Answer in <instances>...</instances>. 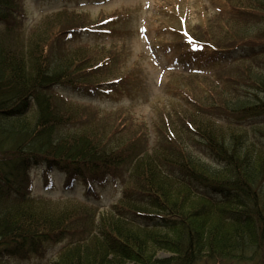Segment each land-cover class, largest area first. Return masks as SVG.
<instances>
[{
	"label": "trees",
	"instance_id": "trees-1",
	"mask_svg": "<svg viewBox=\"0 0 264 264\" xmlns=\"http://www.w3.org/2000/svg\"><path fill=\"white\" fill-rule=\"evenodd\" d=\"M250 4L256 18L242 17L251 23L245 27L198 29L203 40L189 32L199 46L187 48V58L235 73H203L205 89H187L181 107L157 108L152 147L149 128L133 114L121 110L100 127L95 113L87 115L91 107L56 91L66 85L110 95L122 88L127 76L114 77L112 58L74 45L84 31L112 32L113 20L91 22L64 9L31 31L21 0H0V264L264 256V0ZM237 49L244 52L234 56ZM193 68L190 74L202 73ZM39 168L47 188L58 168L64 188L80 183L88 198L34 196L31 172ZM110 180L120 182L121 196L103 205ZM48 243L59 246L52 255Z\"/></svg>",
	"mask_w": 264,
	"mask_h": 264
},
{
	"label": "rangeland",
	"instance_id": "rangeland-1",
	"mask_svg": "<svg viewBox=\"0 0 264 264\" xmlns=\"http://www.w3.org/2000/svg\"><path fill=\"white\" fill-rule=\"evenodd\" d=\"M250 1L21 0V4L22 12L25 13L23 21L27 23V29L33 31L42 20L48 19V15L64 9L75 14L88 15L91 22L100 17H114V21L110 24L112 32H83L79 44L95 49V57L98 59L106 56L112 58L111 70L115 71L114 77L127 76L124 87L122 86L117 92L113 91L110 95L75 91L68 86H60L59 89L62 93L65 92V95L72 97L75 102L88 105L95 110L85 113L89 116L95 113L97 121L94 123L100 127H103L106 121L114 123V117L121 110H125L128 116L133 114L135 123H140L143 128L147 125L149 128V143L153 147L157 133L151 126L152 120L155 121L159 117L157 108L164 111L175 104L181 107V102L187 99V89L193 88L197 93L201 91L200 89H205L210 80L208 77L206 80L202 76L203 73L211 74L213 78L215 75L224 78L235 73L217 71L221 65L215 62L206 64L204 59L196 61L187 58V48L196 44L189 38L187 31L201 39L198 29L204 35L207 29L225 33L226 27L234 31L239 27H245L250 21L243 19L244 17L256 18L257 11H254ZM236 8L246 9L247 15L240 16ZM254 12L255 16L251 17ZM196 42L199 44V41ZM238 53L240 52L234 55ZM188 61L191 62L190 65ZM198 67L200 69L197 72L202 73L190 74L192 68L196 70ZM31 175L35 183L33 194L36 197L59 200L73 195L83 200L88 198L80 183L76 184L75 189H65L63 186L65 174L58 168L51 171L54 179V186L51 189L45 187L40 168L32 171ZM121 189L120 182L108 181L101 191L103 205L118 200ZM90 199L97 201L93 196ZM55 245L48 243V255L57 251L59 246ZM202 264H264V256L247 261L219 260L217 263L204 258Z\"/></svg>",
	"mask_w": 264,
	"mask_h": 264
}]
</instances>
